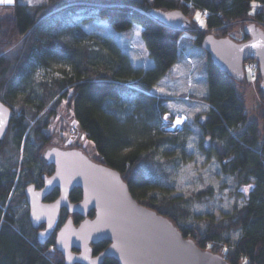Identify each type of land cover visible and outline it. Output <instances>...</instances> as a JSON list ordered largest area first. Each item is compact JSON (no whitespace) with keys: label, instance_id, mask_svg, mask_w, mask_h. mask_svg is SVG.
<instances>
[{"label":"trees","instance_id":"obj_1","mask_svg":"<svg viewBox=\"0 0 264 264\" xmlns=\"http://www.w3.org/2000/svg\"><path fill=\"white\" fill-rule=\"evenodd\" d=\"M175 10L191 21L188 31L170 28L152 14ZM196 10L205 12L206 31H194ZM97 20L107 21L118 31L138 25L152 66H133L114 39L99 38L78 27ZM235 23L242 28L253 24L264 33V0H47L39 5H13L12 15L0 19V100L12 112L0 143V264H64L54 250V237L38 244L23 194L27 185H40V176L49 173L41 154L51 145V135L44 132L63 104L100 156L93 160L118 171L133 197L134 188L144 190L142 198L135 197L141 205L170 219L184 237L220 254L229 264H264V139L237 93V87L248 82L219 70L201 48L206 34L230 37ZM185 32H195V43L205 56L208 94L194 97L209 106L202 130L211 137L219 162L232 158L222 165L224 173L253 179L242 206L219 220L196 219L194 225L187 223L192 215L181 201L149 193L152 179L144 172L158 149L178 143L160 131L162 123L170 122L164 119L168 98L152 89L178 60L179 40ZM246 39L244 33L240 41ZM60 64L69 73L36 75L38 68ZM257 72V116L264 126V88L258 68ZM28 149L27 161L22 154ZM56 196L54 191L47 200ZM80 197L76 189L69 199L76 203ZM65 218L63 211L61 220ZM79 220L73 217L74 224ZM236 231L241 235L235 243L222 241L225 234ZM107 245L93 246V254ZM103 264L117 263L105 259Z\"/></svg>","mask_w":264,"mask_h":264},{"label":"water","instance_id":"obj_2","mask_svg":"<svg viewBox=\"0 0 264 264\" xmlns=\"http://www.w3.org/2000/svg\"><path fill=\"white\" fill-rule=\"evenodd\" d=\"M152 14L170 28L190 29L191 21L179 10ZM245 33L249 39L242 43L206 34L201 48L219 70L237 81L244 79V63L256 62L264 88V33L253 24ZM11 117V110L0 100V143ZM206 119L207 115H200L198 125L204 126ZM201 147L211 149L210 136L204 137ZM41 160L54 170L41 176L40 189L34 185L24 188L28 220L34 230L44 225L36 234L39 245L54 234L53 247L64 264H103L105 259L117 264H229L220 254L205 251L184 237L170 219L141 205L118 171L88 158L80 149L48 146ZM231 160L224 159L222 165ZM55 189L58 197L44 202ZM75 189L81 191V199L71 203L69 195ZM62 209L68 217L58 227ZM73 215L82 220L74 224ZM101 242H107V247L94 255L93 246Z\"/></svg>","mask_w":264,"mask_h":264},{"label":"rangeland","instance_id":"obj_3","mask_svg":"<svg viewBox=\"0 0 264 264\" xmlns=\"http://www.w3.org/2000/svg\"><path fill=\"white\" fill-rule=\"evenodd\" d=\"M47 0H13L12 3L0 2V19L13 13L14 4L39 5ZM255 5H253L254 7ZM199 14V18H197ZM194 31H206L205 12H193ZM244 25H249L246 23ZM243 25V26H244ZM78 27L96 37H110L119 45L121 52L128 55L135 67L144 69L152 66L147 50L141 39V28L133 24L122 31L114 29L105 20L80 23ZM246 27L235 23L228 38L236 43L244 36ZM62 32V31H61ZM62 36H66L65 34ZM195 32H185L179 40L178 60L170 72L160 78L152 89L158 96L167 97L165 107L167 119L173 122L177 114L183 116V124L174 132L163 133L166 137L177 139L178 144H167L157 150L152 164L145 169V175L152 179L149 193L176 198L191 213L187 220L194 225L196 219L219 220L242 206L252 188L253 179H236L233 175L222 171V163L218 161L212 147L204 151L201 142L207 136L200 125L198 117L206 114L209 106L194 97L201 98L208 94L205 73V56L195 43ZM69 73L65 65H53L50 68L36 70L40 78L60 77ZM258 72L244 67V77L248 83L237 87V93L243 100L249 118L258 123V129L264 139V126L257 116L258 100L254 88V80ZM51 135V144L59 148L77 146L90 159H100L93 144L78 129L72 113L65 104L58 109L56 117L44 132ZM213 145V143H212ZM23 151V150H22ZM23 153V152H22ZM24 160H30L31 152L22 154ZM226 165V164H225ZM144 190L134 188L136 198H142ZM241 232H231L223 236V242L231 245L237 241Z\"/></svg>","mask_w":264,"mask_h":264},{"label":"built area","instance_id":"obj_4","mask_svg":"<svg viewBox=\"0 0 264 264\" xmlns=\"http://www.w3.org/2000/svg\"><path fill=\"white\" fill-rule=\"evenodd\" d=\"M244 67H246L249 71L252 70H257V66L254 62L252 61H247L244 63ZM183 116L180 114H177L174 119L173 122H164L161 124L160 126V131L162 133H170V132H174L176 131L178 128H180V126L183 124ZM177 121H180V123H177Z\"/></svg>","mask_w":264,"mask_h":264},{"label":"flooded vegetation","instance_id":"obj_5","mask_svg":"<svg viewBox=\"0 0 264 264\" xmlns=\"http://www.w3.org/2000/svg\"><path fill=\"white\" fill-rule=\"evenodd\" d=\"M247 38L249 39V36H248V35H247ZM248 39H246V40H248ZM246 40H245V41H246ZM243 42H244V41H243ZM48 146H53V145L51 144V145H48ZM48 146H47V147H48ZM56 147H57V146H56ZM63 149H69V148H66V147H65V148H63ZM43 163H44V162H43ZM45 165H46V164H45ZM46 166L50 167L49 173H44V174H42V175H48V176H49V175H51V174L53 173L54 167L51 166V165H46ZM42 175H41V176H42ZM41 176H40V185H36V184H33V183H31V184H29V185H34L36 189H40V188L42 187V185H43V182H42V180H41ZM75 190H76V189H75ZM78 190H79V189H78ZM54 191L57 192V196H56V198H57L58 195H59V191H58L57 189H55ZM54 191H53V192H54ZM73 191H74V190H73ZM73 191H72V192H73ZM53 192H52V193H53ZM80 192H81V191H80ZM52 193H51V194H52ZM51 194H50V195H51ZM50 195H49V196H50ZM49 196H48V197H49ZM69 196H70V195H69ZM48 197L44 200V202L50 203V202H52V201H54V200L56 199V198H55V199H53L52 201H48V200H47ZM80 199H81V197H80ZM80 199H79L78 201H80ZM69 201H70V199H69ZM78 201H77V202H78ZM70 202H71V201H70ZM77 202H76V203H77ZM71 203H73V202H71ZM63 211L66 213V218L68 217V214H67V212L65 211V209H62V210L60 211V222H59L58 227H60V225H62V223L66 220V218H65L64 220H61V213H62ZM75 216L79 217V219H80L79 221L82 220V218H81L80 216H78V215H73L72 218L75 217ZM92 216H93V212H90V213H89V217H92ZM79 221H78V222H79ZM42 229H44V225H41V226L39 227V229H38V230H35V231L38 232L39 230H42ZM33 230H34V229H33ZM36 234H37V233H36ZM51 237H54V234H53Z\"/></svg>","mask_w":264,"mask_h":264},{"label":"snow or ice","instance_id":"obj_6","mask_svg":"<svg viewBox=\"0 0 264 264\" xmlns=\"http://www.w3.org/2000/svg\"><path fill=\"white\" fill-rule=\"evenodd\" d=\"M0 2L3 3H12L13 0H0ZM197 18H199V14H197ZM257 45H252V47H256ZM164 119H167V117L165 116ZM177 123H180V121H177ZM245 264H247V262L245 261Z\"/></svg>","mask_w":264,"mask_h":264},{"label":"bare ground","instance_id":"obj_7","mask_svg":"<svg viewBox=\"0 0 264 264\" xmlns=\"http://www.w3.org/2000/svg\"><path fill=\"white\" fill-rule=\"evenodd\" d=\"M249 25H252V24H249ZM249 25H245V27L249 26Z\"/></svg>","mask_w":264,"mask_h":264}]
</instances>
